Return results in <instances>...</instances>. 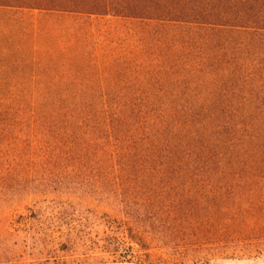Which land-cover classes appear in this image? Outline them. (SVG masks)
<instances>
[{
	"label": "trees",
	"instance_id": "obj_1",
	"mask_svg": "<svg viewBox=\"0 0 264 264\" xmlns=\"http://www.w3.org/2000/svg\"><path fill=\"white\" fill-rule=\"evenodd\" d=\"M0 13V264L264 254V0Z\"/></svg>",
	"mask_w": 264,
	"mask_h": 264
},
{
	"label": "rangeland",
	"instance_id": "obj_2",
	"mask_svg": "<svg viewBox=\"0 0 264 264\" xmlns=\"http://www.w3.org/2000/svg\"><path fill=\"white\" fill-rule=\"evenodd\" d=\"M23 11L26 16L31 15V13H34L36 18H39V11L38 10H32L29 11V9H19ZM13 13V12H12ZM4 13H0V16H3ZM18 16V15H17ZM172 193V190H171ZM30 203V199L27 197L23 198L22 205H28ZM172 208V207H171ZM173 209V208H172ZM168 222L174 223V222H179L181 218L177 219V216L175 214H171V216L168 217ZM173 228H179L176 223H174ZM172 228L168 229V234L172 235L173 238H176L174 232L178 231H171L174 230ZM179 235V234H178ZM158 236H161L158 235ZM180 236V235H179ZM159 239V238H158ZM177 239H175V242L177 243ZM157 242V241H156ZM159 242V241H158ZM13 241H9L8 245L12 246ZM179 243L183 244V241H180ZM154 246H157L156 252L162 257L164 260H170V264H264V254L256 256V257H251V258H222V255L218 254L219 252H214L215 254H212L211 256H208L209 259H205L207 261H202L200 263H193L192 261L189 260H182V255H184L185 250L180 249L179 247L173 248V245H167V246H161L160 243H154ZM213 248V247H212ZM212 248H207V250L211 253H213L214 250Z\"/></svg>",
	"mask_w": 264,
	"mask_h": 264
}]
</instances>
